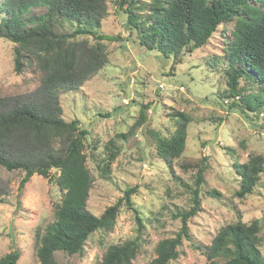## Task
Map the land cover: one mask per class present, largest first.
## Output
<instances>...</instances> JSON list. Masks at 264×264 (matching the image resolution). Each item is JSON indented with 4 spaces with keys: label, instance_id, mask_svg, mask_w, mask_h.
I'll return each mask as SVG.
<instances>
[{
    "label": "trees",
    "instance_id": "16d2710c",
    "mask_svg": "<svg viewBox=\"0 0 264 264\" xmlns=\"http://www.w3.org/2000/svg\"><path fill=\"white\" fill-rule=\"evenodd\" d=\"M116 4L128 40L147 56L155 53V58L173 59L172 69L182 63L183 55L208 45L222 27L232 26L220 58L222 65L216 66L226 87L219 98L230 101V109L264 122V0H119ZM39 9L43 12L38 13ZM108 16L107 0H3L0 4V39L15 45L16 73L22 74L25 68L42 73L39 86L27 100L13 96L6 105L0 103V167L24 174L18 187L20 196L34 175L50 179L52 170L59 173L52 182L63 192L54 222L36 234L35 250L41 264H56L58 252L82 255L94 233L112 231L123 202L134 205L131 197L136 189L132 188L100 216L87 209L93 186L85 154L89 132L78 120L67 122L62 116L60 94L76 92L105 68L109 60L104 42L123 37L103 31ZM254 85L259 89L253 93ZM174 116L177 127L171 136L152 132L157 155L168 167L185 152L193 121L183 112ZM117 138L127 135L121 133ZM105 149L106 162L99 169L107 176L120 148L111 140ZM225 150L234 152L230 147ZM207 170L206 166L198 168L193 206L180 216L179 232L158 243L156 257L148 264H170L178 259L183 241L192 240L188 222L201 211ZM233 170L239 176L235 194L245 200L254 194L264 174V157L235 163ZM205 194L221 197L217 190ZM138 223H142L140 217ZM261 231L259 220L245 222L239 217L221 227L210 245L196 249L206 264H264ZM139 251L138 239L111 245L100 264H133ZM20 258V251L14 250L2 256L0 264H19Z\"/></svg>",
    "mask_w": 264,
    "mask_h": 264
},
{
    "label": "rangeland",
    "instance_id": "374dc122",
    "mask_svg": "<svg viewBox=\"0 0 264 264\" xmlns=\"http://www.w3.org/2000/svg\"><path fill=\"white\" fill-rule=\"evenodd\" d=\"M116 1L107 0L109 16L103 31L123 37L104 42L109 64L76 92H62L60 100L63 118L67 122L78 120L89 132L85 154L93 186L87 209L100 216L132 188L136 189L131 197L134 205L132 208L123 202L112 231L94 233L82 255L56 253V264H100L109 246L135 239L140 251L132 263H150L158 243L179 232L180 216L193 206L198 168L204 166L208 170L206 186L201 190V211L188 222L192 240L183 241L178 259L170 264H206L196 247L210 245L221 227L239 217L245 222L260 221V250L264 255V174L254 194L241 200L235 194L239 176L233 170L235 163L244 164L252 156L264 157V122L230 109V101L219 98L226 87L216 66L222 65L220 58L227 49L232 26L222 27L208 45L183 55L182 63L172 69L173 59L155 58V53L147 56L128 40ZM89 43H93L91 38ZM14 46L0 39V103L5 105L13 96L27 100L42 79L37 68L16 73ZM258 87L254 85L252 92ZM177 112L190 115L193 121L185 152L168 167L157 155L152 132L171 136L177 127ZM121 133L127 138L118 139ZM111 140L119 146L120 154L104 176L99 165L106 162L105 147ZM229 147L234 152L225 150ZM58 174L52 170L51 178ZM23 175L0 167V258L18 250L19 264H41L36 256V234L54 222L63 192L51 178L36 174L20 196ZM210 190H217L221 197L205 194Z\"/></svg>",
    "mask_w": 264,
    "mask_h": 264
},
{
    "label": "built area",
    "instance_id": "2783aa9c",
    "mask_svg": "<svg viewBox=\"0 0 264 264\" xmlns=\"http://www.w3.org/2000/svg\"><path fill=\"white\" fill-rule=\"evenodd\" d=\"M160 87H161L162 89H165L164 85H160Z\"/></svg>",
    "mask_w": 264,
    "mask_h": 264
}]
</instances>
